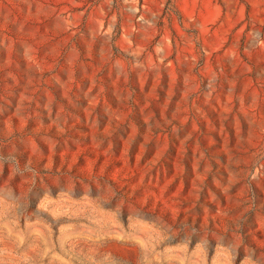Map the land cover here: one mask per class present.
I'll return each mask as SVG.
<instances>
[{
  "label": "rangeland",
  "instance_id": "374dc122",
  "mask_svg": "<svg viewBox=\"0 0 264 264\" xmlns=\"http://www.w3.org/2000/svg\"><path fill=\"white\" fill-rule=\"evenodd\" d=\"M0 264H264V0H0Z\"/></svg>",
  "mask_w": 264,
  "mask_h": 264
}]
</instances>
